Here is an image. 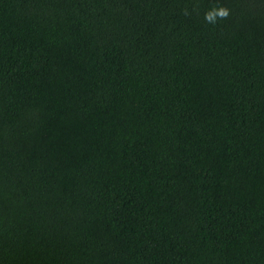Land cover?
<instances>
[{"label":"trees","instance_id":"trees-1","mask_svg":"<svg viewBox=\"0 0 264 264\" xmlns=\"http://www.w3.org/2000/svg\"><path fill=\"white\" fill-rule=\"evenodd\" d=\"M0 264H264V0H0Z\"/></svg>","mask_w":264,"mask_h":264},{"label":"clouds","instance_id":"clouds-1","mask_svg":"<svg viewBox=\"0 0 264 264\" xmlns=\"http://www.w3.org/2000/svg\"><path fill=\"white\" fill-rule=\"evenodd\" d=\"M229 15V10L226 7L218 6L211 8L208 12L205 13V20L208 23H215L217 19H225Z\"/></svg>","mask_w":264,"mask_h":264}]
</instances>
